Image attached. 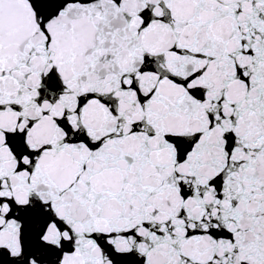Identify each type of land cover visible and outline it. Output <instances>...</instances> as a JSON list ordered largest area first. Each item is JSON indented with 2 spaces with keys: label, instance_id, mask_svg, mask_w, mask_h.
Here are the masks:
<instances>
[{
  "label": "snow or ice",
  "instance_id": "snow-or-ice-1",
  "mask_svg": "<svg viewBox=\"0 0 264 264\" xmlns=\"http://www.w3.org/2000/svg\"><path fill=\"white\" fill-rule=\"evenodd\" d=\"M0 264H264V0H0Z\"/></svg>",
  "mask_w": 264,
  "mask_h": 264
}]
</instances>
